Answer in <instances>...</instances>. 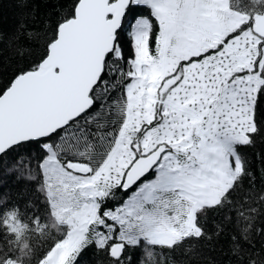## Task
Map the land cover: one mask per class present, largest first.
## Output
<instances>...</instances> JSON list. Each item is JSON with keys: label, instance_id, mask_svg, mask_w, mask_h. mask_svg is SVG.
Here are the masks:
<instances>
[{"label": "snow or ice", "instance_id": "snow-or-ice-1", "mask_svg": "<svg viewBox=\"0 0 264 264\" xmlns=\"http://www.w3.org/2000/svg\"><path fill=\"white\" fill-rule=\"evenodd\" d=\"M0 264H264V0H0Z\"/></svg>", "mask_w": 264, "mask_h": 264}]
</instances>
